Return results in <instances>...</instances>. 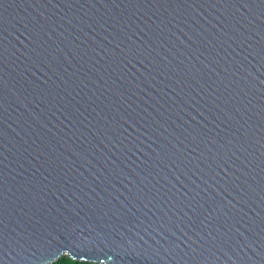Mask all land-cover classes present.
Returning a JSON list of instances; mask_svg holds the SVG:
<instances>
[{
  "label": "water",
  "instance_id": "1",
  "mask_svg": "<svg viewBox=\"0 0 264 264\" xmlns=\"http://www.w3.org/2000/svg\"><path fill=\"white\" fill-rule=\"evenodd\" d=\"M264 264V0H0V264Z\"/></svg>",
  "mask_w": 264,
  "mask_h": 264
},
{
  "label": "trees",
  "instance_id": "2",
  "mask_svg": "<svg viewBox=\"0 0 264 264\" xmlns=\"http://www.w3.org/2000/svg\"><path fill=\"white\" fill-rule=\"evenodd\" d=\"M53 264H95L90 262H84V261H76L70 256H64L59 261L53 263Z\"/></svg>",
  "mask_w": 264,
  "mask_h": 264
}]
</instances>
